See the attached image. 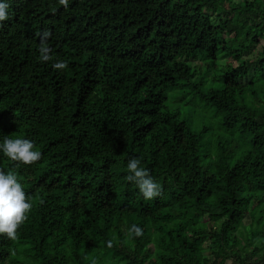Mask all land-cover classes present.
<instances>
[{"label":"trees","instance_id":"obj_1","mask_svg":"<svg viewBox=\"0 0 264 264\" xmlns=\"http://www.w3.org/2000/svg\"><path fill=\"white\" fill-rule=\"evenodd\" d=\"M9 4L0 139L42 156L0 153L33 205L0 264H264V0Z\"/></svg>","mask_w":264,"mask_h":264},{"label":"clouds","instance_id":"obj_2","mask_svg":"<svg viewBox=\"0 0 264 264\" xmlns=\"http://www.w3.org/2000/svg\"><path fill=\"white\" fill-rule=\"evenodd\" d=\"M60 2L65 6L68 4V0H60ZM9 7V0H0V23L9 18ZM47 36L48 33H44L42 39ZM39 51L42 61L53 59L49 47L42 44ZM68 63L67 60H56L53 67L63 70L68 67ZM0 153L13 161L24 164L38 161L42 156L41 151L35 147L33 140L22 137L12 138L7 135L0 139ZM126 167L128 169L127 179L136 183L146 200H151L160 195L161 185L150 173V170L143 166L140 158H130ZM32 206V201L17 173L12 170L0 169V234H6L10 239H15L18 228L27 219ZM129 232L140 236L143 234V228L134 223L129 228ZM109 244H111L110 241Z\"/></svg>","mask_w":264,"mask_h":264},{"label":"rangeland","instance_id":"obj_3","mask_svg":"<svg viewBox=\"0 0 264 264\" xmlns=\"http://www.w3.org/2000/svg\"><path fill=\"white\" fill-rule=\"evenodd\" d=\"M245 222H247V221H245Z\"/></svg>","mask_w":264,"mask_h":264}]
</instances>
